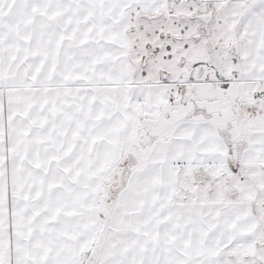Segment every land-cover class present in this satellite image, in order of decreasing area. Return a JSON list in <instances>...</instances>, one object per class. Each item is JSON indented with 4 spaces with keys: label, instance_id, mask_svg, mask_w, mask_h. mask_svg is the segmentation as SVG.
<instances>
[{
    "label": "snow or ice",
    "instance_id": "6c2138e0",
    "mask_svg": "<svg viewBox=\"0 0 264 264\" xmlns=\"http://www.w3.org/2000/svg\"><path fill=\"white\" fill-rule=\"evenodd\" d=\"M0 264H264V0H0Z\"/></svg>",
    "mask_w": 264,
    "mask_h": 264
}]
</instances>
